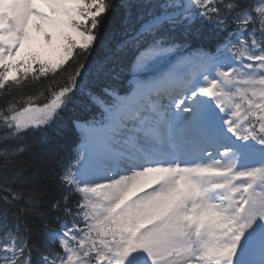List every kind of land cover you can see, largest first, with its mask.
<instances>
[{"label":"snow or ice","instance_id":"6c2138e0","mask_svg":"<svg viewBox=\"0 0 264 264\" xmlns=\"http://www.w3.org/2000/svg\"><path fill=\"white\" fill-rule=\"evenodd\" d=\"M50 127L75 135L67 162L16 166L32 150L9 141ZM12 206L0 264H264V0H0Z\"/></svg>","mask_w":264,"mask_h":264},{"label":"trees","instance_id":"16d2710c","mask_svg":"<svg viewBox=\"0 0 264 264\" xmlns=\"http://www.w3.org/2000/svg\"><path fill=\"white\" fill-rule=\"evenodd\" d=\"M24 54V53H23ZM45 56V55H44ZM46 58V57H45ZM41 79H44L43 77ZM30 89L26 88L25 91ZM83 115L84 113L78 112L73 109L62 113L61 115L66 120L69 115ZM75 139V135L65 131H60L56 127L46 128L41 131H33L26 134V138L21 141H9V144H26L30 147L32 151L24 152L20 157H18L20 166L24 163L34 164L32 152H38L41 155L46 156L49 152H55L58 157H64V162H67V157L70 154L72 143ZM10 168L13 165L9 166ZM61 195V191L57 189L54 182H47L45 185V192L42 197V207L48 210L49 219L52 221V226L59 229V224L53 219L57 213L52 211L51 203L57 197ZM73 200L76 199L75 196L72 197ZM24 201H19V204H23ZM16 210V206H12L9 211L5 212L0 210V244L5 242V238L2 235V230H13L15 231L17 227L21 232L24 231L22 221H18L14 216L13 212ZM67 219V217H65ZM29 225L31 227L30 232V243L33 245H43L45 242L44 233L46 229L43 227V222L29 217Z\"/></svg>","mask_w":264,"mask_h":264},{"label":"rangeland","instance_id":"374dc122","mask_svg":"<svg viewBox=\"0 0 264 264\" xmlns=\"http://www.w3.org/2000/svg\"><path fill=\"white\" fill-rule=\"evenodd\" d=\"M33 36L35 38L31 41V46L35 48L36 51H40L41 53H43L46 58H51L50 54L46 51L47 45L46 42L43 41L42 37L39 36L37 33H35V30H33ZM27 48H28V43L26 42L25 48L22 49L21 51Z\"/></svg>","mask_w":264,"mask_h":264}]
</instances>
